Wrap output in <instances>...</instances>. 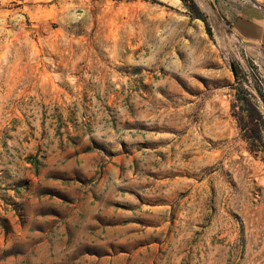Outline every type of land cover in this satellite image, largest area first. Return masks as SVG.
<instances>
[{
    "label": "rangeland",
    "instance_id": "1",
    "mask_svg": "<svg viewBox=\"0 0 264 264\" xmlns=\"http://www.w3.org/2000/svg\"><path fill=\"white\" fill-rule=\"evenodd\" d=\"M191 2L0 0V264H264V52Z\"/></svg>",
    "mask_w": 264,
    "mask_h": 264
},
{
    "label": "trees",
    "instance_id": "2",
    "mask_svg": "<svg viewBox=\"0 0 264 264\" xmlns=\"http://www.w3.org/2000/svg\"><path fill=\"white\" fill-rule=\"evenodd\" d=\"M187 0H184L186 2ZM190 9L196 7L191 0ZM233 116L237 121V128L241 138L246 142L249 152L264 154V118L260 112L259 105L254 96L245 89L240 82L234 86ZM256 93L261 97L264 104V98L258 87H254Z\"/></svg>",
    "mask_w": 264,
    "mask_h": 264
},
{
    "label": "crops",
    "instance_id": "3",
    "mask_svg": "<svg viewBox=\"0 0 264 264\" xmlns=\"http://www.w3.org/2000/svg\"><path fill=\"white\" fill-rule=\"evenodd\" d=\"M235 35L264 52V0H221Z\"/></svg>",
    "mask_w": 264,
    "mask_h": 264
},
{
    "label": "bare ground",
    "instance_id": "4",
    "mask_svg": "<svg viewBox=\"0 0 264 264\" xmlns=\"http://www.w3.org/2000/svg\"><path fill=\"white\" fill-rule=\"evenodd\" d=\"M258 178H259V177H258ZM262 178H263V177H262ZM259 180H260V179H259ZM261 180H262V179H261ZM256 182H257V181H256ZM262 182H263V184H261V185H264V181H262ZM262 182H261V183H262ZM257 183H258V182H257ZM257 183H256V184H257ZM261 187H263V186H261Z\"/></svg>",
    "mask_w": 264,
    "mask_h": 264
}]
</instances>
